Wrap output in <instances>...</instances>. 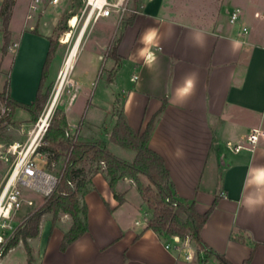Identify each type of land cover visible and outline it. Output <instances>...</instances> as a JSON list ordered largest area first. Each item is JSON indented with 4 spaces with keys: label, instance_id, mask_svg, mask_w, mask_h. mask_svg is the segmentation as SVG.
Returning a JSON list of instances; mask_svg holds the SVG:
<instances>
[{
    "label": "crops",
    "instance_id": "1",
    "mask_svg": "<svg viewBox=\"0 0 264 264\" xmlns=\"http://www.w3.org/2000/svg\"><path fill=\"white\" fill-rule=\"evenodd\" d=\"M134 1L138 12L127 18L104 67L114 65L110 83L123 95L122 111L140 132L155 117L149 145L164 156L177 198L194 202L199 212L212 207L202 228L209 245L235 264L249 258L250 264H264V138L253 144L248 138L253 127L264 128V0ZM30 2L15 0L12 6L9 41L18 40L19 46L6 80L11 96L26 103L36 96L52 35L35 15L27 19ZM236 8L239 16L232 22ZM17 21L22 25L15 26ZM94 44L88 72L73 77L74 64L70 74L81 88L73 112L85 109L89 84L100 72L103 58ZM49 71H55L54 61ZM189 81L195 87L186 93ZM102 83L99 110L108 104L106 78ZM99 118L94 115L90 125L98 129ZM103 140L117 155L134 159L135 150L113 145L109 137ZM228 141L246 147L232 151ZM90 184L80 196L87 204V230L65 249L61 244L71 214L65 212L57 221L50 212L43 214L39 233L29 237L37 243L39 264H201L179 259L174 235L147 226L152 209L132 177L116 184L123 200L102 169L92 173ZM28 205L22 218L35 210V204ZM189 241L188 250L197 259L206 254ZM19 245L0 264L10 263ZM208 257L213 264H225L216 255Z\"/></svg>",
    "mask_w": 264,
    "mask_h": 264
},
{
    "label": "trees",
    "instance_id": "2",
    "mask_svg": "<svg viewBox=\"0 0 264 264\" xmlns=\"http://www.w3.org/2000/svg\"><path fill=\"white\" fill-rule=\"evenodd\" d=\"M13 3V0H9L3 12V25L6 31V42L3 47L5 50L8 49L10 40L9 20ZM49 39L50 48L34 100L31 103L16 100L11 96L9 84L6 82L3 90L0 91V94L6 98L11 107L9 118L14 115L18 107L36 114L45 105L49 92L48 90L44 91L43 87L58 44V40L54 36H50ZM115 51L116 48L113 49V52ZM67 124L66 111L61 107H57L45 133L42 150L54 154L53 157L55 158L65 156L66 165L63 167L62 177L57 188L25 218L15 236L11 238L10 248L18 243L20 238L26 241L28 237L36 236L39 233L41 218L45 212L63 210L70 213L73 218L71 227L63 237L62 249H65L87 230V204L80 200L79 195L86 193L89 189L84 188L83 181H80L78 187L73 188L68 180L72 179L81 170L80 164L84 158L91 156L96 160L106 162L105 175L119 200H123V198L116 191L118 180L124 176H130L135 180L141 196L152 209V216L147 224L148 227L153 228L160 234L165 231L183 237L189 236L196 242L199 252L204 251L208 256L216 255L225 264H235L211 247L202 235V228L212 207L206 212H199L194 202L177 198L164 156L149 145L155 117L149 121L146 129L140 132L130 125L124 111L119 112L117 121L110 133V140L123 147L135 150L136 155L133 160L117 155L109 148L105 140L70 139L65 135ZM53 157H49V161ZM143 176L148 181L145 182ZM167 197H170V199L168 200ZM175 199L178 200L176 205L173 204ZM243 264H250V258L246 259Z\"/></svg>",
    "mask_w": 264,
    "mask_h": 264
},
{
    "label": "rangeland",
    "instance_id": "3",
    "mask_svg": "<svg viewBox=\"0 0 264 264\" xmlns=\"http://www.w3.org/2000/svg\"><path fill=\"white\" fill-rule=\"evenodd\" d=\"M8 1L9 0H0V88H3L6 80L10 79L11 68L14 61V52L9 50L7 53H5L6 50L3 49L6 42V31L3 25V12ZM41 5L42 6H40L35 13L36 21L38 22L37 24L39 25V23H43V25L47 26L49 32L52 34L51 36H54L58 40L57 48L52 60L54 61L55 71L53 73L51 71L48 72V76L43 87L44 91L48 90L49 96L43 108L37 111L36 114L31 113L25 108H17L12 117L14 127L0 129V138L4 140L26 139L27 133L21 131V123H26L25 128H28L32 126L31 124H34L36 121H38V119L44 117L47 110L52 104L56 88L59 87L60 92L56 100L57 102L55 103L51 111L48 122L50 123L57 107H61L66 111V114L67 112L69 114L67 117L68 124L66 127L74 123L79 124L80 131L78 138H86V140H103V138H105L108 140V137L110 138L109 134L111 133L117 121L118 114L122 110L123 95L117 87L110 83V78L113 75L111 71L114 69V65H107V68L105 70L104 67L107 64L108 56L111 55L113 48L118 44L123 26L125 25L127 18L130 17L133 13L138 12V5L134 0H124L122 9L123 7H125V9L123 11L114 10L108 16L99 17H96L97 12L93 14L83 39L81 51L74 63L76 66L74 69L73 77L81 78L80 75L83 71L86 70L88 72L87 65L90 58L88 54L93 51L95 46L94 42H98L100 46L99 51L101 52L100 54L103 60L100 72L94 84H89L90 89L88 91V100L86 102V107L79 112L72 111V107H75L76 103L74 105L72 104L76 99L78 92L81 91V88H78L77 82L75 80H73L72 82L70 76L69 81L67 77L63 78L59 82V74L63 67L64 60L68 54L70 46L80 26H82L87 18L86 16L88 14V10H85L86 0H59L58 3L55 4H51L49 2L47 5L45 3ZM113 18H115L114 23L110 22L111 20H113ZM19 25H22V22H15V26ZM108 27H112V29L108 30ZM102 70H104L103 73ZM103 77L106 78V88L104 91L107 95L105 99L106 101H108V104L106 106H101L99 110V106L97 105V103L98 99H100V96L98 95V93L103 90ZM94 115L100 117L99 119H101L100 123L98 122L94 125L97 126L98 129L90 125L92 123V118ZM86 128H90V131L86 132L88 131V129ZM89 133L91 134V136L86 135ZM109 142L113 145L115 144L112 141ZM38 160L41 165H44L48 170L54 173H60L66 163L65 156L56 158L55 162L53 161V158L50 159V161L48 158V164L46 163V160L40 158V156H38ZM9 167L10 164L8 162L0 161V188L4 186ZM80 167L81 170L72 178L73 188L78 187L80 181H83L85 186L84 188L89 189V187L91 186L90 183L92 173L97 169L105 170V165L102 163V161L96 160L91 156H86L83 162L80 164ZM143 179L145 182L147 181L144 176ZM24 194L25 199L22 201V205L17 210L16 220L21 219L25 212L30 209L31 206L28 205L27 198L36 199V202H34L35 205H33V210L36 209V207L40 206V204H42L46 198L43 197L39 192L29 188H24ZM81 195L82 194H80L79 196ZM64 213L65 211L63 210H59L57 212L50 211V216L52 217V219H54V221H57L59 217L61 218V214ZM165 233V231L162 232L163 235ZM17 244H20L18 249L12 252V258L14 257V259L10 263L5 262L4 264H21V256H27V258H24V261H22L24 262V264H39L37 243L34 239L28 237L25 241L24 239L20 238L18 243H16L15 245ZM196 261H201L204 264H213V260L211 259V257H208V255L206 254L204 256L198 257Z\"/></svg>",
    "mask_w": 264,
    "mask_h": 264
},
{
    "label": "built area",
    "instance_id": "4",
    "mask_svg": "<svg viewBox=\"0 0 264 264\" xmlns=\"http://www.w3.org/2000/svg\"><path fill=\"white\" fill-rule=\"evenodd\" d=\"M58 1L59 0H49L51 4L58 3ZM43 2L44 0H31L27 19L34 17L37 9ZM123 3L124 0H86L85 10H88L87 16L90 15V18H92L95 12H97L96 17L108 16L114 10L123 11L125 9V7L122 9ZM255 15H259V12H256ZM238 16L239 9L236 8L231 12L230 20L235 22ZM29 26L34 28L33 24H30ZM247 30L248 26H243V31L246 32ZM18 46V40L11 41L8 45V50L15 52ZM2 90L3 88H0V91ZM52 109L53 107L51 110L49 107L44 115V117L48 115L45 121L43 117H41L28 128H25L26 123H21L20 129L22 132L27 133L26 139L4 140L0 138V161L8 162L10 164L4 186L0 188V261L10 249V240L16 234L18 228L23 224L25 219L23 217L16 220L17 210L25 199L24 188L33 189L42 194L43 197H47L57 188L61 180L63 170L60 173H54L48 170L44 165H41L38 160V156H40V158L45 159L48 164V158L54 156V154L42 150L43 137L49 125L48 120ZM10 113V105L6 98L0 94V129L14 127L13 115L9 118ZM79 131V124H70L65 128V135L72 140H76L78 139ZM248 138L252 144L260 138H264V128L253 127L250 130ZM227 146L232 151H239L246 147L242 142L231 141L227 142ZM55 159L56 158L53 157L54 162ZM101 161L106 167V162L104 160ZM68 182L73 186L72 179L68 180ZM167 199L169 200L170 197H167ZM177 201L178 200L175 199L173 204L176 205ZM27 203L33 205V198H27ZM190 239L192 238L189 236L183 237L180 235H174V248L179 251V259L182 258L186 261L197 259L196 252L194 251L191 253L190 250H188ZM167 246L170 247L171 244L167 243ZM180 248L185 250L181 251ZM201 264L204 263L201 262Z\"/></svg>",
    "mask_w": 264,
    "mask_h": 264
},
{
    "label": "bare ground",
    "instance_id": "5",
    "mask_svg": "<svg viewBox=\"0 0 264 264\" xmlns=\"http://www.w3.org/2000/svg\"><path fill=\"white\" fill-rule=\"evenodd\" d=\"M90 21H91V18H90V15H89V16H87V18H86L85 22L82 24V26H80V28H79V30H78V32H77V34H76L71 46H70L68 54H67V56H66V58L64 60L63 67H62V69L60 71V74H59V82L63 78H67V77H68V81H69L70 73H71V71L73 69V65H74V63L76 61V58H77L78 54H79V51H80L81 45L83 43V39H84L86 30H87V27H88ZM59 92H60V88L57 87L56 91L54 93L52 104L50 106V110H51L52 107H54L55 103L57 102L56 100H57V97L59 95ZM47 116L43 117L44 121L47 119Z\"/></svg>",
    "mask_w": 264,
    "mask_h": 264
},
{
    "label": "clouds",
    "instance_id": "6",
    "mask_svg": "<svg viewBox=\"0 0 264 264\" xmlns=\"http://www.w3.org/2000/svg\"><path fill=\"white\" fill-rule=\"evenodd\" d=\"M194 87H195L194 82H193V81H189V82H188V87H187L184 91L187 93L188 91H190V90L193 89Z\"/></svg>",
    "mask_w": 264,
    "mask_h": 264
}]
</instances>
